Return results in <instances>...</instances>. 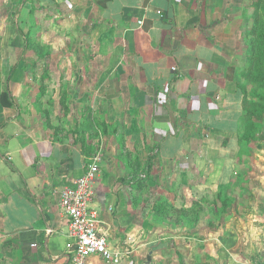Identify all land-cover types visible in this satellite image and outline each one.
<instances>
[{"label":"crops","instance_id":"crops-1","mask_svg":"<svg viewBox=\"0 0 264 264\" xmlns=\"http://www.w3.org/2000/svg\"><path fill=\"white\" fill-rule=\"evenodd\" d=\"M69 2L73 11L84 16V24L80 25L83 32L90 31L89 27L101 28L100 50L112 53L108 63H104L112 66L107 72L112 73L111 89L104 83L103 71L97 83L100 92L106 89L107 99L112 98L116 107L121 105V98L129 103L130 125L117 135L119 146L122 148L128 139L131 143L138 142L147 152L146 157L139 154L143 165L149 157L157 159L159 152L162 167L166 168L167 160L180 164L175 175L165 169L154 176L153 159L152 180L147 189L140 192L130 187L134 203L140 205L135 200L137 196L141 202L152 201V192L160 188L153 187L159 183H165L166 189L170 187L175 195L184 190L183 185L191 188L192 169L185 171L179 167H183L184 155L195 157L194 148L206 138L210 143L220 144L219 150L210 146V154L224 155L226 159L222 170L212 172L208 181L229 183L235 172L234 158L240 154L238 139L244 130L243 96L237 87L239 75L233 72L239 73L237 68L244 65L240 62L247 53L248 27H243L245 17L248 18L247 0ZM105 33L111 38L108 43ZM1 85V90L5 89L2 95L8 89ZM8 94L13 104L12 95ZM148 128L151 134H147ZM72 141L46 137L43 130L21 116L14 104L11 108L4 107L0 98V264H71L68 253L75 240L61 208L62 194L85 175L89 160L94 159L87 158L81 144ZM122 153L126 156L132 152ZM118 159L120 163L123 161L122 157ZM100 171L102 178L91 184L93 205L102 214L110 246L120 250L123 258L118 263H108L93 256L87 264H142L153 254L156 258L168 250L174 251L182 242L186 253L173 252L174 264L180 260L190 264L191 259L194 264H257L256 245L262 241L264 244V234L260 238V234L253 236V233L245 237L247 229H258L257 218L245 217V210L225 216L233 211L229 208L215 224L216 229L210 228L213 220L205 217V234L199 224L189 229L178 224L176 217L161 224L143 218L136 223V205L114 184H107L111 173L105 168ZM172 174L175 177L170 183ZM169 203L176 209L185 204H179V200ZM186 206L191 207L192 203ZM225 233L239 234V242H235L237 247L226 249L220 259V250L226 246L218 238ZM169 257L170 253L165 259Z\"/></svg>","mask_w":264,"mask_h":264},{"label":"rangeland","instance_id":"rangeland-1","mask_svg":"<svg viewBox=\"0 0 264 264\" xmlns=\"http://www.w3.org/2000/svg\"><path fill=\"white\" fill-rule=\"evenodd\" d=\"M257 1L247 0L245 14L248 18L245 17L243 27L246 25L247 27H256L255 20L251 16L255 11L254 4ZM257 10L264 14V4ZM261 16L263 15L261 14ZM83 17L81 12L73 11L69 0H0V96L5 90H1V84H3L12 95L13 104L21 116L28 118L31 124L34 123V126L43 130L46 137L66 142L73 140V143L83 145L82 148L89 154L87 158H102L103 161L98 162L100 170L105 168L109 174L111 173L107 178V184L109 186L114 184L119 191L126 193L130 203L135 204L130 194V186L125 184L122 179L127 176V172H131L130 169L127 170L130 164L137 168L139 162H143L139 158V154L144 157L147 152L141 145V147L139 146L138 142L135 144L131 143L129 139L126 140V132L122 133L123 141L126 140V143L122 148L121 145L119 146L117 135L121 134L120 131L123 127L130 125L127 118L130 106L127 101L121 98V105L116 107L112 98V100L107 99L106 89H104V93L103 90L100 92L101 88H98L100 83H97V77L101 75L102 71L106 74L104 83L107 88L111 89L112 73L107 72L112 70V66L106 64L112 53L100 50L99 39L101 36L99 32H101V28L89 27L90 31L83 32L80 27L81 24H84ZM261 26L264 30V16L263 19L258 17L257 28L260 29ZM105 35V43L110 42L111 38H108L107 33ZM104 50H107V47ZM245 56H242L241 64L246 63ZM103 58H105V62H103ZM101 65H103L102 68ZM242 67L237 69L240 71ZM238 80L240 81V77ZM262 124L263 127L258 137L261 140L260 144H250L248 148H243V153L239 156L233 154V158L235 156V172L227 187H219L223 185V183H219L221 182L219 180L208 181L212 172L222 170L226 159L224 155L218 154L214 157L210 154V149L219 150L220 144L210 143L209 138H206L205 142H199V145L194 148L193 153L197 157L184 155L183 167H179V170L192 169L194 181L192 178L189 179L191 188L188 184L183 185L184 190H179L178 195H175L174 191L169 190L170 187L168 190L166 189L165 183H159L153 187L154 190L160 187L158 191L152 192L153 200L145 201L149 205L144 202H140V205L135 204V213L137 214V219L134 218L135 222L141 223V218L149 219L152 223L155 221L157 224H161V221L166 222V218L163 216L157 218L158 214L155 211L157 206L154 209L155 202L165 195L169 198L164 199L166 203H169L170 200L176 202L179 200V204L183 202L190 204L198 200L199 203H205L208 206L212 202L216 206L221 205L220 203L224 204V202L232 203L233 211L225 216L229 214L234 216V212L239 213L240 209L245 210V217L257 218L256 227H258L255 229L256 231L251 228L247 229L245 237L251 236V233L253 236L260 234L259 238L261 235L263 236L264 120ZM146 132L151 134L149 128ZM133 135L135 136L134 133ZM132 140L135 141L136 137H132ZM210 146L212 147L208 150ZM142 150L145 152L142 153ZM122 151L132 152L130 155H126L134 158L127 160L131 163L125 162L124 164L123 161L120 163L118 159L120 157L125 161ZM157 156L159 157L154 159L156 162V164L154 163V169H156L154 176L159 175L161 170L165 169L175 175L176 166L180 164L178 162L176 164L169 163L167 160L164 165L166 168H164L159 162L161 152ZM9 162L12 163V161ZM134 169L135 167L132 168V171ZM173 174L169 177L170 183L175 177ZM96 178H102L101 171ZM192 187L197 191L196 193ZM222 190L224 191L223 201L220 199ZM143 210H146V213H142ZM123 214L125 216L126 213ZM206 226L205 219H202L199 229L204 234ZM162 227L164 228V226ZM148 233L149 230L146 229L147 236ZM235 236H237L236 240ZM239 236V234L225 233L218 238L226 246L220 250V259L224 256L223 252L227 251L226 249L238 246L235 242H239ZM260 243V245H256V250L259 252L256 262L264 264V244L263 241ZM184 250L187 248L182 242L175 246L174 251L168 250L163 256L157 255L155 258L152 253L151 258L148 256L149 258L143 260L142 264H174L171 254L173 252L185 254ZM169 253L170 257L165 259ZM180 261L183 263L177 264H187L183 260ZM194 262V260H190V264H194Z\"/></svg>","mask_w":264,"mask_h":264},{"label":"trees","instance_id":"trees-1","mask_svg":"<svg viewBox=\"0 0 264 264\" xmlns=\"http://www.w3.org/2000/svg\"><path fill=\"white\" fill-rule=\"evenodd\" d=\"M263 4L264 0H258L257 3L254 4L255 11L251 17H253L252 19L255 20L256 27H248L246 30V63L243 65L239 73H237L236 70L233 72V74L235 73L236 76L239 75L240 77L237 87L243 96L242 127L244 130L243 134L238 139L240 154L243 153V148H248L250 144L259 145L261 141L258 137L259 133L261 132V128L263 127L262 121L264 120V30H262V26L260 29L257 27L258 17L263 19L264 14L262 12L260 13L257 8L259 6H263ZM261 14L263 16H261ZM144 37L147 39L145 35ZM137 50L141 55H144L142 49H140L139 46H137ZM249 86L252 88H249ZM0 98L4 107L11 108L13 106L9 100L10 97L8 92H4ZM83 150L86 153V156L89 157V154L85 151V149ZM124 157V163H131L130 161H127L130 158L129 156ZM153 159L154 158L149 157L148 161L144 165L139 162L137 168L136 166L130 164L129 168L126 169H130L129 171L131 172H129L127 176L122 179L125 184H128V186L133 189H138L140 192H143L144 189L148 187V182L152 180L151 173L153 171ZM91 163L92 160H89V166ZM134 167L135 169L132 171V168ZM228 185L229 184L227 183L225 185H220L219 187L225 188ZM220 194V199L223 201L224 191L222 190ZM137 198L138 196L135 200L140 203L141 201L137 200ZM164 199V197H161L154 204V209L155 206H157L155 209L158 214L157 218H159V216H163L166 218V222H168L169 220H175L176 217L178 224H183L189 229H194V227H196L205 217L211 218L213 220V222L210 224V228L216 229L215 224L220 222V219L232 206V203L228 204V202H224V204L220 203L221 205L217 206L214 202H212L213 204L211 203L208 206L207 204L199 203L198 200H196L192 202L191 207H187L186 204H183L180 209H176V207L171 203L164 202Z\"/></svg>","mask_w":264,"mask_h":264},{"label":"built area","instance_id":"built-area-1","mask_svg":"<svg viewBox=\"0 0 264 264\" xmlns=\"http://www.w3.org/2000/svg\"><path fill=\"white\" fill-rule=\"evenodd\" d=\"M98 162L100 158H94L85 175L62 194L61 208L75 240L68 253L71 264H87L93 256L108 263L122 260L123 253L110 246L102 214L93 205L91 184L100 172Z\"/></svg>","mask_w":264,"mask_h":264}]
</instances>
